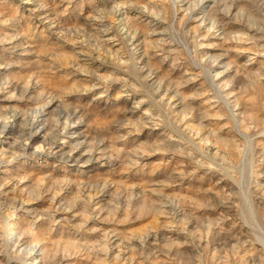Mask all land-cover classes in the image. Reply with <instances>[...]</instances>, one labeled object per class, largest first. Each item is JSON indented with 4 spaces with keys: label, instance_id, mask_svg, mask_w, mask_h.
Masks as SVG:
<instances>
[{
    "label": "rangeland",
    "instance_id": "374dc122",
    "mask_svg": "<svg viewBox=\"0 0 264 264\" xmlns=\"http://www.w3.org/2000/svg\"><path fill=\"white\" fill-rule=\"evenodd\" d=\"M21 1L0 0V264H264V0Z\"/></svg>",
    "mask_w": 264,
    "mask_h": 264
},
{
    "label": "bare ground",
    "instance_id": "6f19581e",
    "mask_svg": "<svg viewBox=\"0 0 264 264\" xmlns=\"http://www.w3.org/2000/svg\"><path fill=\"white\" fill-rule=\"evenodd\" d=\"M213 0H204L203 2V7L207 8L210 3ZM23 3V5L25 7L29 6L31 4L30 0H22L21 1ZM202 8V7H201ZM210 8V7H208ZM207 11V10H206ZM142 15V14H141ZM96 16V15H95ZM94 18V17H93ZM91 19V18H90ZM113 22V21H112ZM156 35H161V32H157L155 33ZM164 34V33H163ZM105 40L113 45H116L117 43L114 42V37L111 36L108 32L105 33ZM79 50V49H78ZM82 56L83 61H88L87 57L85 56L86 54L81 53L80 54ZM81 58V57H80ZM84 61V62H85ZM95 64V63H94ZM264 79V78H263ZM262 81V80H261ZM131 99V98H130ZM139 106V105H138ZM45 113L41 112L40 110H37L36 114L34 115L33 119H32V123L34 124L35 128H36V132H35V136L36 137H43L46 133V126H45V118H44ZM21 117V116H20ZM9 119V118H8ZM78 125L76 123L72 124V125H68L65 126V130L63 131V133H65V135H63V138H67L69 140H74L76 139L79 135V127H77ZM68 140V141H69ZM67 140L62 141L61 144L57 145L58 151L59 150H63V145L65 144ZM8 145V137L4 134L3 130H0V147H5ZM84 147V146H83ZM42 150V149H41ZM73 150V149H72ZM71 150V151H72ZM39 150H35V153H38ZM68 156V160L72 162V165H74L76 162L80 161L83 162V165H90V162L93 161L94 159H92L91 157H86L85 153H81L79 155H77L76 153H69L67 154ZM85 158V159H84ZM94 158V157H93ZM99 159V158H98ZM96 159V161L98 160ZM255 218V217H254ZM13 234H15V232L13 231ZM262 240V239H261ZM38 249V248H37ZM38 253L34 252L32 255V258H35L36 255ZM42 255V254H41Z\"/></svg>",
    "mask_w": 264,
    "mask_h": 264
}]
</instances>
